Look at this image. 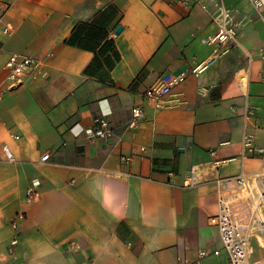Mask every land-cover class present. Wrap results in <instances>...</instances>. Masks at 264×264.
I'll use <instances>...</instances> for the list:
<instances>
[{
    "label": "crops",
    "instance_id": "1",
    "mask_svg": "<svg viewBox=\"0 0 264 264\" xmlns=\"http://www.w3.org/2000/svg\"><path fill=\"white\" fill-rule=\"evenodd\" d=\"M193 1L0 0V264L227 262L219 197L263 171L245 137L264 147V7ZM221 5L237 40L194 73ZM13 54L38 66L12 81ZM166 74L172 92L147 99ZM103 115L109 141L88 133ZM251 262L264 264V238Z\"/></svg>",
    "mask_w": 264,
    "mask_h": 264
},
{
    "label": "built area",
    "instance_id": "2",
    "mask_svg": "<svg viewBox=\"0 0 264 264\" xmlns=\"http://www.w3.org/2000/svg\"><path fill=\"white\" fill-rule=\"evenodd\" d=\"M172 5H180L189 8L194 4L193 0H167ZM256 8L264 7V0H249ZM221 15L214 20L218 27L214 39V48L211 55L194 69V73L203 74L212 67L219 59L222 50L228 49L236 42L238 33L234 27L229 25L231 21V11L223 5L220 6ZM5 12L0 3V25L4 19ZM8 32V30H5ZM38 66V62L30 57L13 54L7 64L9 70V79L12 81L20 79L26 73ZM176 84V77L172 74H166L159 79L156 86L145 92V97L149 100L160 102L168 96ZM136 125L142 117L139 108L133 111ZM88 133L102 140L109 141L114 137V131L103 115L97 120L96 127L89 130ZM18 139V138H17ZM253 138L245 137V149L247 152L259 155L263 162V171L257 174H242L238 177L226 180V184L231 186L229 190L221 193L218 200V214L211 219L219 232L223 250L227 254L225 264H255L251 262V240L254 236L264 238V147L256 148L253 146ZM60 145H57L58 149ZM4 152L10 161H14V156L10 149L5 146ZM52 153H47L42 157V162H47ZM33 190H29L31 196ZM220 251L214 252L218 256ZM209 256L205 251L200 252V259Z\"/></svg>",
    "mask_w": 264,
    "mask_h": 264
},
{
    "label": "water",
    "instance_id": "3",
    "mask_svg": "<svg viewBox=\"0 0 264 264\" xmlns=\"http://www.w3.org/2000/svg\"><path fill=\"white\" fill-rule=\"evenodd\" d=\"M121 31H122V28H121V27L118 28V30H117V34H119Z\"/></svg>",
    "mask_w": 264,
    "mask_h": 264
},
{
    "label": "rangeland",
    "instance_id": "4",
    "mask_svg": "<svg viewBox=\"0 0 264 264\" xmlns=\"http://www.w3.org/2000/svg\"><path fill=\"white\" fill-rule=\"evenodd\" d=\"M256 245V244H255Z\"/></svg>",
    "mask_w": 264,
    "mask_h": 264
}]
</instances>
